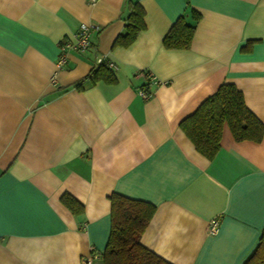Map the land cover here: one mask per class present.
I'll return each mask as SVG.
<instances>
[{
	"label": "crops",
	"instance_id": "obj_1",
	"mask_svg": "<svg viewBox=\"0 0 264 264\" xmlns=\"http://www.w3.org/2000/svg\"><path fill=\"white\" fill-rule=\"evenodd\" d=\"M130 3L146 29L114 48ZM183 16L192 46L166 49ZM82 24L101 31L58 69ZM103 61L116 85L85 80ZM223 84L264 124V0H0V264H104L113 193L157 208L141 243L171 264H242L264 231V138L225 126L209 160L181 129Z\"/></svg>",
	"mask_w": 264,
	"mask_h": 264
},
{
	"label": "trees",
	"instance_id": "obj_2",
	"mask_svg": "<svg viewBox=\"0 0 264 264\" xmlns=\"http://www.w3.org/2000/svg\"><path fill=\"white\" fill-rule=\"evenodd\" d=\"M130 13L125 25V34L119 35L114 48H128L146 29V11L140 4L130 3ZM198 22L201 15L192 12ZM196 26L188 24L186 17H180L170 28L163 42L166 49L188 50L192 46ZM253 44V43H250ZM90 84L106 83L116 85V73L110 63L103 61L85 78ZM82 82L77 89H83ZM230 128L234 140L260 143L264 138V124L253 114L244 95L235 84H223L208 97L189 118L181 124L196 150L209 160L215 158L221 149L224 127ZM111 200L110 238L102 254L104 264H171L141 243L143 233L150 225L157 208L142 200H134L113 193ZM63 204L74 214H84V205L73 195L64 194ZM242 264H264V231L251 255Z\"/></svg>",
	"mask_w": 264,
	"mask_h": 264
},
{
	"label": "built area",
	"instance_id": "obj_3",
	"mask_svg": "<svg viewBox=\"0 0 264 264\" xmlns=\"http://www.w3.org/2000/svg\"><path fill=\"white\" fill-rule=\"evenodd\" d=\"M101 27L94 24H82L75 35L74 41H65L60 44L61 53L58 58V69H63L69 62V54L74 53H86L90 50L91 46V38L95 33H100ZM151 83L156 84L158 81L155 80L152 74L148 75ZM141 97L143 99H149L152 95L148 92L147 88H144L141 92ZM219 221L214 220L210 226L209 231L210 234H214L218 232ZM83 263L92 264V260L90 258L84 259Z\"/></svg>",
	"mask_w": 264,
	"mask_h": 264
}]
</instances>
